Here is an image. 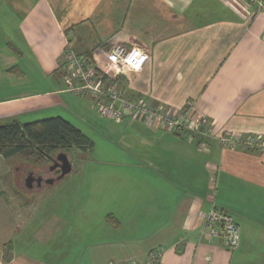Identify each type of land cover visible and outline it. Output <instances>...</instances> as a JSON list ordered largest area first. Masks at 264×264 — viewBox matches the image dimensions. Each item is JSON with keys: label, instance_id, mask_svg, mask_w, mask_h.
Here are the masks:
<instances>
[{"label": "crops", "instance_id": "1", "mask_svg": "<svg viewBox=\"0 0 264 264\" xmlns=\"http://www.w3.org/2000/svg\"><path fill=\"white\" fill-rule=\"evenodd\" d=\"M263 31L264 7L244 0H0V125L60 117L93 142L75 163L66 154L76 193L33 210L25 194L48 185L26 190L23 170L19 186L18 157L0 156V264H143L155 249L160 264H264ZM114 43L148 54L119 80L127 93L177 111L191 104L212 134L258 136L262 148L94 119L90 98L64 89V56L103 66ZM212 207L236 224V250L200 234Z\"/></svg>", "mask_w": 264, "mask_h": 264}, {"label": "built area", "instance_id": "2", "mask_svg": "<svg viewBox=\"0 0 264 264\" xmlns=\"http://www.w3.org/2000/svg\"><path fill=\"white\" fill-rule=\"evenodd\" d=\"M254 6L256 12L264 7V0H244ZM264 42V31L261 35ZM148 60V54L140 47H126L114 43L104 54V65H98L85 55L66 52L64 56L63 85L73 96L90 98L95 112L103 119L119 124L125 119L138 120L149 128L181 132L188 141L199 135L218 141L222 149L258 150L263 144L258 136L219 131L212 134L211 124L197 115L193 106L177 111L162 105H151L143 97H133L118 85L129 72L140 71ZM200 234L208 241L219 238L228 251L236 250L239 243L238 228L232 218L220 209L212 207L205 215ZM161 249L149 252L143 264H160ZM126 264H137L128 261Z\"/></svg>", "mask_w": 264, "mask_h": 264}, {"label": "trees", "instance_id": "3", "mask_svg": "<svg viewBox=\"0 0 264 264\" xmlns=\"http://www.w3.org/2000/svg\"><path fill=\"white\" fill-rule=\"evenodd\" d=\"M92 147L93 142L86 135L60 117L29 123L10 120L0 125V156L4 159L20 157L33 165H42L59 152L67 154L77 149L85 153Z\"/></svg>", "mask_w": 264, "mask_h": 264}, {"label": "rangeland", "instance_id": "4", "mask_svg": "<svg viewBox=\"0 0 264 264\" xmlns=\"http://www.w3.org/2000/svg\"><path fill=\"white\" fill-rule=\"evenodd\" d=\"M97 115L94 116V119L100 120L101 123H106V121H104L106 119L102 120L103 118H101L99 116L101 118L100 119ZM76 125H78L79 127H81L79 124H76ZM87 130H86V133L89 134L90 136H92L93 138H95L96 135H98L97 132L96 133H93L92 130H90V129H87ZM71 151H72L71 153L69 151V154H68L69 156L68 157H70L72 159L73 163H75L74 162V158H76V157L82 158V157L86 156V154L84 152H80L77 149H71ZM94 153L95 152H93V156H94ZM12 164H13V166L16 167V169L17 168L19 169L18 176L14 180L15 183H17L19 186L22 183L18 179L19 178V174L23 170H24L23 174H25L26 167H30V168L33 169V170H30V171H36L37 169H40V168H42L44 166V164H42V165H33L30 162H27V161H25L24 159H22L20 157H18L15 161H12ZM75 167H77V166H75ZM57 175L58 174L55 173L54 175H52V178H56ZM12 184L14 185V182ZM79 184H80L79 183V177L74 176L73 175V172H70L67 175H65L61 180L55 181L53 184L48 185V186H46L47 185L46 184L45 185L46 187H44L39 194L32 193L34 191H32L31 194H25V198H24L25 200L24 201H25V203H28L29 208H31L33 210V209H35L36 205L39 204V206H41V203H43L44 201L48 202V203H45L47 205L51 204L52 202L57 201L58 196L61 195V194H59V192H62L63 190L66 193V196L67 195L68 196L69 195H73V192L72 193H68V191L66 192V188H68V190H69V188L73 189V186L72 185H75L76 186L75 193H76V190H77V187L79 186ZM18 185H16V184L14 185V186H17V188L12 189V192H10L11 195H13V192H16V196L17 195H20V196L22 195L19 192H17V190L20 191ZM51 186H54V187H51ZM36 196H38V197H36ZM52 196L54 197V199H56L55 201L52 200ZM36 209H38V208H36ZM46 214H47V210L43 211L41 209L40 212H39V215H41V216H45Z\"/></svg>", "mask_w": 264, "mask_h": 264}, {"label": "flooded vegetation", "instance_id": "5", "mask_svg": "<svg viewBox=\"0 0 264 264\" xmlns=\"http://www.w3.org/2000/svg\"><path fill=\"white\" fill-rule=\"evenodd\" d=\"M54 158H56V156L52 157L49 162L44 164L42 168L37 169L36 171L25 170V177H23L22 181L23 187H25L26 190L34 189L39 186L36 182V179H41V186L45 184V180L52 178V175L55 173H59L56 163L52 160ZM28 175H30V177H28Z\"/></svg>", "mask_w": 264, "mask_h": 264}, {"label": "water", "instance_id": "6", "mask_svg": "<svg viewBox=\"0 0 264 264\" xmlns=\"http://www.w3.org/2000/svg\"><path fill=\"white\" fill-rule=\"evenodd\" d=\"M52 160L56 163L59 173L56 178H50V179L45 180V184L47 185H51L55 181L61 180L65 175L71 172V164L65 153L63 152L57 153L56 158ZM28 177H30V175H28ZM36 182L40 186L41 179L40 178L36 179Z\"/></svg>", "mask_w": 264, "mask_h": 264}]
</instances>
